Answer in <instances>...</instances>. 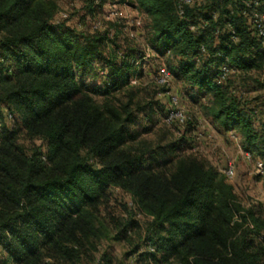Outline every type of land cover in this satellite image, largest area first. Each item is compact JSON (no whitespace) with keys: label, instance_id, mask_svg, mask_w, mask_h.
Returning <instances> with one entry per match:
<instances>
[{"label":"trees","instance_id":"16d2710c","mask_svg":"<svg viewBox=\"0 0 264 264\" xmlns=\"http://www.w3.org/2000/svg\"><path fill=\"white\" fill-rule=\"evenodd\" d=\"M108 1L89 0L86 9L97 15ZM131 1L149 19L152 49L178 60L174 73L195 100L208 97L206 115L217 128L239 131L248 152L264 160V122L260 130L254 124L259 104L246 109L230 91L231 78L217 80L225 56L235 75L264 67V48L241 14L242 0H199L183 17L175 0ZM201 10L207 13L199 17ZM57 12L56 0H0V111L9 108L21 122L0 132V264H78L109 237L97 213L111 185L131 190L153 216L135 264H149L142 259L159 252L183 264H261L254 236L264 240L263 221L244 209L225 174L189 154L183 141L133 145L137 117L115 94L132 74L142 75L141 51L122 54L109 32L55 23ZM202 20L204 29H190ZM227 22L237 40L225 33L213 46L216 29ZM202 46L207 52L197 61ZM104 75V86H97ZM23 129L47 141L46 160L19 142ZM128 232L122 227L114 239ZM148 242L156 250L141 252Z\"/></svg>","mask_w":264,"mask_h":264},{"label":"rangeland","instance_id":"374dc122","mask_svg":"<svg viewBox=\"0 0 264 264\" xmlns=\"http://www.w3.org/2000/svg\"><path fill=\"white\" fill-rule=\"evenodd\" d=\"M56 1L58 12L54 18L55 23L65 24L89 34L109 32V37L115 41V46H120L118 49L122 54L125 53V48H134L144 55L137 64L138 69L142 70V75L132 74L130 81L115 94L121 103H130V109L137 117L130 125L131 132L138 133L133 145L153 149L183 141L188 145L186 151L208 167H213L224 174V168L232 164L234 174L225 175L227 181L233 185L237 199L244 209H252L254 216L260 218L264 224V175L257 173L255 160L248 161L245 158L248 150L242 135L237 130L226 131L224 128H217L204 110L208 97L195 100L188 92L187 86L175 75L174 68L178 65V60L171 54H163L152 49L149 19L146 14L131 0H109L102 9L97 10V15L86 9L89 0ZM222 7L227 8L226 4ZM112 9L117 11L116 18L110 14ZM227 10L223 12L226 13ZM206 13V10H201L196 12V15L200 17ZM218 42L219 40L212 37L213 46ZM108 47H112L110 41L106 43L105 53L108 52ZM163 64L172 72L170 86L172 92L168 89L177 97V102L171 100L166 87L161 89L157 83V68ZM95 65L98 68L101 66L98 62H95ZM232 73L228 83L231 86V93L243 103L252 100L259 102L257 107L260 108V114L254 116V124L255 128L260 130L264 122V81L261 79V72H253L245 77L239 73L236 75ZM97 80V86L103 87L106 76ZM171 110L180 112L184 121L180 122L176 118L169 120L166 115ZM20 126V120L9 108L3 107L0 111V132L11 131ZM230 132L234 137L230 136ZM19 142L28 151L36 149L43 153V159H47L45 156L48 150L47 141L40 135L23 129L20 131ZM105 195V201L97 215L98 220L105 224L109 237L103 238L97 248L92 249L78 264H94L104 255L109 256L110 264H135L137 246L141 239L151 235L153 216L141 207L138 198L124 186L111 185L106 189ZM122 227L128 228L129 232L121 240L114 239ZM261 231L260 234L264 235V225ZM254 238L256 243L261 241L260 263L264 264V240L258 235ZM2 257L0 247V258ZM142 260L149 264H183L174 257L165 260L162 252L154 256L146 255Z\"/></svg>","mask_w":264,"mask_h":264},{"label":"built area","instance_id":"2783aa9c","mask_svg":"<svg viewBox=\"0 0 264 264\" xmlns=\"http://www.w3.org/2000/svg\"><path fill=\"white\" fill-rule=\"evenodd\" d=\"M197 1L199 0H175L178 14L181 17L185 16L186 7L194 5ZM110 14L112 17H115L117 16V11H115V9H112L110 11ZM241 14L245 17L246 23L252 35L255 36L257 39H259L261 45L264 48V0H242ZM213 17L214 18L217 17L216 13H213ZM205 27H206V22L203 20L199 22L190 23V29L193 31L204 29ZM225 33L229 36L231 40L233 41L237 40V35L231 22H227L224 28L218 27L215 31L214 37L217 40H219L220 37ZM206 52H207L206 48L202 46L200 54H198L195 59L199 61L200 60L199 56L201 55L205 56ZM218 71H219V75L217 78L218 82H226V80L231 77L233 70H232L231 62L228 57L226 56L224 57V59L218 66ZM261 79L264 81V67L261 70ZM157 81L161 85H164L167 89L169 88L171 90L170 87L171 74L165 65L158 66ZM170 90L167 92V94L170 95L172 101L177 102V97L174 94H172L171 93L172 90L171 92ZM254 112L257 113L258 112L257 109H254ZM180 115H181L180 112L171 110L169 114L166 115V117H168L169 120H173L174 118H176L179 119L180 122H183L184 119ZM262 130L264 132V125L262 127ZM230 133H231L230 136L234 137V134L232 132ZM245 158L248 161L255 160L257 173H259L260 175H264V160H262L260 157L255 158L250 152L245 153ZM223 172L227 176H232L234 174L233 165L228 164V166L224 168ZM155 250H156L155 246L148 242L142 247L141 251L154 252Z\"/></svg>","mask_w":264,"mask_h":264},{"label":"crops","instance_id":"0c3cea01","mask_svg":"<svg viewBox=\"0 0 264 264\" xmlns=\"http://www.w3.org/2000/svg\"><path fill=\"white\" fill-rule=\"evenodd\" d=\"M259 102L257 100H252L251 102L244 103V106L248 110H252L253 108H256V105H258Z\"/></svg>","mask_w":264,"mask_h":264}]
</instances>
